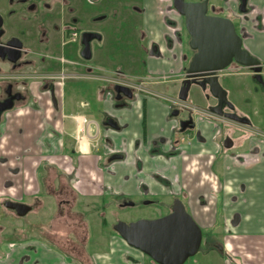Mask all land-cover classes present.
<instances>
[{"label": "crops", "instance_id": "0c3cea01", "mask_svg": "<svg viewBox=\"0 0 264 264\" xmlns=\"http://www.w3.org/2000/svg\"><path fill=\"white\" fill-rule=\"evenodd\" d=\"M107 1L101 27L111 31L100 29L103 40L93 43L95 63L87 81L101 84L96 88L77 84L82 70L75 68L76 79L68 86L59 85L55 102L35 89L33 97L42 102L41 108H19L6 115L7 123L0 125V191L6 189V182L8 191L17 197L41 196L42 157L54 154L60 172L73 159L82 180L76 187L81 197L90 201H172L176 195L184 196L190 213L209 233L218 231L214 229L221 216L227 264H264V136L249 135L231 124L221 125L224 134L232 135L235 141L233 149L224 152L218 147L213 124L204 121L198 123L200 132L191 144L175 147L177 123L170 119V107L161 98L140 94L118 106L113 89L106 84L117 72L129 79L149 81L151 74L177 71L179 60L174 57L180 55L181 47L177 44L168 49L165 37H174L175 32L166 24L168 15L179 19L169 12L166 0H123L120 9L114 7V0ZM252 4L258 11L242 35L245 48L262 64L264 81V0H252ZM106 43L113 47L106 50ZM245 72L243 76H250ZM224 78L221 84L237 112L263 131L264 118L257 112V103L239 106L230 94H243L240 86L229 88ZM192 96L199 100L203 93L193 88ZM199 102L207 107L204 100ZM253 109L256 124L246 112ZM82 118L93 123L90 135L79 145L74 136ZM35 129L37 136H33ZM174 148L179 154L168 155ZM65 221V217L54 221L53 235L59 244L68 232ZM90 242L83 247L79 241L75 243L84 255L76 261L68 260L67 255L71 257L73 252H61L38 239L6 243L0 247L6 255L0 264H143L121 237L101 239L97 246Z\"/></svg>", "mask_w": 264, "mask_h": 264}, {"label": "flooded vegetation", "instance_id": "af4514ba", "mask_svg": "<svg viewBox=\"0 0 264 264\" xmlns=\"http://www.w3.org/2000/svg\"><path fill=\"white\" fill-rule=\"evenodd\" d=\"M166 1L169 5V12H174L179 19L177 21L173 20V18L168 15L166 18V24L170 30L173 29L175 32L173 34L174 37L169 34L165 37L168 49L173 50L174 46L177 44L181 47L180 55L174 57L175 60H179V67L177 71H171L170 73L151 74L149 81H145L144 79H129L124 74L117 72L112 78L106 80V84H109L113 89L115 101L119 104L118 106H124L120 104L122 102L125 103V101H132L140 94H150L153 95V97L161 98L164 103L168 104L170 107V119L175 120L177 123L174 139L175 147H179L183 144H191L192 141H194L195 136L200 132L198 123L204 121L213 124L215 129L214 135L215 137H219L218 147L220 151L229 152L235 145L234 137L228 133L224 134L222 131L221 127L223 125L230 126L229 124L232 123L234 127L241 128L243 132L245 131V133H248L249 135H256L257 137L259 136L260 138H263L264 130H257L249 118L244 117L237 112L235 105L229 100L228 93L221 84L222 78L235 74H244L243 72L248 70L245 73L249 74L256 82L264 86V81L262 79L263 69L261 72H255L252 69L240 67L236 63H232L229 68L235 67V71H228V68L215 75L218 77L220 85L227 93V100L221 108L222 115L217 112L220 107V100L213 95L207 84L206 88L203 87L202 83L205 81V78L203 77L198 78L195 83H192L186 99L182 98V91L185 86H187L186 81L189 79L188 70L191 61L187 54V47L189 44L187 39L191 36L186 27L185 17L179 14L174 8L173 0ZM186 1L189 2L188 0ZM222 1V5L211 4L208 0L198 1L197 3H208V15L222 17L232 21L238 34L242 38L243 50L248 51L244 46L242 29L243 31L244 29L246 30V25L252 26V14L254 12L257 13L258 7L252 4V0H245V5L243 4V0ZM108 3L107 0H0V30L4 31L1 37V44L4 46L6 43L11 42L13 47H15L13 48L15 51L10 52L8 55H5L0 49V109L2 106L12 105L10 110L0 112V125L7 123V114L14 112L19 108H35L37 105L38 108H41L42 102H39L33 97L35 89H37L42 95H48L50 99L55 102L56 90L59 85L66 84L68 86L73 79H76V74L72 72V69L80 68L82 70V75L78 77V82L85 84V82L91 79L90 74L92 66L90 65V62L93 58V43H98L103 40V28H101V23L105 20L103 11L106 9ZM112 3L114 7L120 9L123 0H114ZM221 9L225 14H222L220 11ZM118 12L119 10L115 13V18H118ZM100 29H102V31ZM143 40L145 39L142 37V41ZM84 42L90 44L92 57L89 60L83 58V53L86 49ZM74 46L78 47L75 49ZM65 51L67 53H65ZM153 52H158L157 47L153 48ZM193 52L194 57L197 52L195 50H193ZM73 53L78 56L79 60L69 57L68 54L73 55ZM4 55L5 58H3ZM14 59H16L15 62H13ZM146 82L149 87H146ZM116 86L129 88L132 92V99L123 95L120 100H116V97L118 96L115 92ZM160 87L168 90L163 91ZM193 88H199L201 90L203 97L201 96L197 102H203L204 100L207 107L204 108L201 103V107L192 103L194 100V96H192ZM170 92L173 96L168 95ZM229 104L232 105L233 108H231ZM226 114H236L241 118L248 119L251 124L239 123L227 118L225 116ZM82 119L89 121V124H84L82 126L81 143L82 141L84 143V140L86 141L87 136L90 135L89 127L93 121H90L87 118ZM78 124L77 121V129ZM110 124L112 123L110 122ZM48 125L52 126V124ZM38 133L39 131L35 129L33 136H37ZM55 135L56 132L54 131L52 136L54 137ZM77 136L78 131L74 136L76 142H78ZM81 143L78 142L79 145H82ZM176 149L168 155L177 156L179 152L176 151ZM55 157L54 154L42 157L41 164L44 163V165L39 179L44 192L42 191L43 194L41 196L33 195L29 198L27 195H24L22 197H14L8 193L7 186L9 185L5 182L6 185L4 188L6 189L0 191V201H3L0 207L15 213L20 220H24L30 216L37 207H39L42 201H54L55 204H57V212L50 215L49 221L54 222L59 217H65V222L67 224H64L66 227L73 229V231L69 233L70 235L76 233L74 231L76 230L77 224L73 223V219L76 217L80 218L78 216L80 213L76 212V203L78 201L90 200L81 197L77 193L76 187L82 184V180L77 176L73 159H70L67 163L69 166L66 165V167L62 169V172H60L61 166ZM43 173H45V175ZM138 200L139 199L119 200L121 201L119 207L121 209H126L138 208L139 206L141 207V205L152 206L153 201H159V199L155 198L140 199L139 201L142 203L138 204ZM27 201H33V203H28ZM172 201L171 207H169L171 209L168 210L166 215L172 212L176 201H181L186 207L188 213L193 217L189 211L187 198L181 195H176ZM8 203L28 205L32 207V210L27 215L20 217L16 210L7 207ZM161 207L163 206L161 205ZM81 216L85 217L86 214L81 213ZM101 216L103 221H105L103 214ZM193 219L195 220L194 217ZM69 220H71V222H69ZM126 223L131 222L128 221ZM202 231L204 242V229H202ZM52 236L51 238L50 236L48 237L51 240H47L50 247L61 252H74V249H76V252L78 251L77 247L72 245L73 241L71 239L59 244L56 241V235ZM202 247L203 244L199 253L201 252ZM215 248L221 253L225 251L224 244L221 246L215 245ZM142 254L146 256L144 253ZM194 258L195 257L191 258L190 261L194 260ZM152 262L157 264L153 260Z\"/></svg>", "mask_w": 264, "mask_h": 264}, {"label": "water", "instance_id": "95a60500", "mask_svg": "<svg viewBox=\"0 0 264 264\" xmlns=\"http://www.w3.org/2000/svg\"><path fill=\"white\" fill-rule=\"evenodd\" d=\"M174 8L185 17L186 27L191 36L190 46L197 53L192 58L188 70L189 79L182 91V98L186 99L190 85L203 77L211 92L220 100L218 113L222 115V106L227 100V93L220 85L215 75L223 72L236 63L240 67L262 71L261 62L248 51L243 50V41L237 32L234 23L222 17L208 15V3L187 2L173 0ZM245 5V0H243ZM4 31L0 30V49L5 55L15 51L11 42L4 46L1 37ZM83 58L91 59L90 44L84 42ZM86 51V52H85ZM5 55L3 58H5ZM16 59L13 60L15 62ZM115 92L120 100L123 95L132 99L129 88L116 86ZM231 108L232 105L229 104ZM12 105L2 106L0 112L8 111ZM227 118L243 124H251L248 119L236 114H226ZM228 146V145H227ZM230 146V144H229ZM7 207L16 210L20 217L27 215L32 207L24 204L8 203ZM114 230L127 244L151 258L157 264H186L195 257L203 244V231L193 217L188 213L181 201H176L172 212L158 219H144L136 222H118Z\"/></svg>", "mask_w": 264, "mask_h": 264}, {"label": "rangeland", "instance_id": "374dc122", "mask_svg": "<svg viewBox=\"0 0 264 264\" xmlns=\"http://www.w3.org/2000/svg\"><path fill=\"white\" fill-rule=\"evenodd\" d=\"M189 2H198L202 0H188ZM211 4L214 5H222V0H208ZM222 14L224 11L220 10ZM221 14V13H220ZM111 26V25H110ZM103 31L110 32L111 30L103 26ZM188 47H187V54L189 55V60L191 61L194 52L190 46L191 37H188ZM108 41V39H107ZM96 45V44H95ZM98 45V44H97ZM106 50L109 49V47H113L111 44L106 43ZM78 46H74L76 49ZM97 47V46H96ZM74 50V49H73ZM75 53V52H74ZM70 55L69 57L75 60H79L78 56L76 54ZM189 61V63H190ZM94 61L90 62V65L94 64ZM235 71V67L229 68L228 71ZM246 72L248 70H245ZM224 79L227 80L229 83V88H232L234 85L240 86V90L242 93H231L230 96L232 98H237V104L239 106H242V103L244 104H251L255 105L257 103V112L262 113L264 118V86H262L260 83L256 82L253 77L251 76H243L242 74H235L232 76H226ZM88 86L96 88L98 84H101L100 82H85ZM77 84H84L77 82ZM195 89V88H194ZM247 91V93H246ZM169 96H173L172 93H168ZM192 103H195L196 105L200 106V102L197 100H193ZM248 108V106L246 107ZM250 108V107H249ZM263 110V112H261ZM247 114L251 119L255 121L254 113L255 110H250L249 112L246 111ZM257 121H255V124ZM232 125V123H230ZM30 190L29 193H31ZM12 196H16L15 192H8ZM32 196V194H29V198ZM139 201V200H138ZM28 203H33V201H27ZM123 202V201H122ZM134 202V201H133ZM136 202V201H135ZM173 201H153L152 206H139L138 208H126L121 209L119 205L121 204V201H78L76 203V212L80 213L78 216L81 220L74 221V224L76 225V230L74 234H70V227H66V230L68 232L64 233V242L68 240H72V245L75 246V243L78 242L80 247L86 246L90 241L88 237H92L93 242L91 240L92 245H96L100 243L101 239H107L110 236H120L115 232L114 226L120 222H134L138 220H144V219H155L159 218L161 216L166 215L168 212L169 207H171V203ZM188 202V201H187ZM205 202V201H204ZM3 203V201H0V206ZM142 202L139 201L138 204H141ZM163 207H161V205ZM57 204H55L54 201H42L39 207L36 208V210L28 216L24 220H20L17 218V215L9 210H5L3 207H0V247L2 244L6 243H23L27 239H38L43 242L47 243V240H51L48 237L53 235V226L54 222L49 221L50 215H53L57 212L56 208ZM81 213H85L86 216L82 217ZM104 216L105 221L102 219V215ZM101 216V217H100ZM219 216L218 222H216V227L214 231L212 230L207 231L204 230L205 235V241L203 242V247L201 252L195 256L194 260H189L190 262L188 264H227L228 261V255L226 253L219 252L215 245H223L224 242V221L221 220ZM106 222V223H105ZM28 223V226H27ZM67 224V223H66ZM214 227V226H213ZM49 235V236H48ZM58 235V234H57ZM76 235V236H75ZM53 237V236H52ZM81 240V242H80ZM55 242V241H54ZM56 243V242H55ZM49 245V244H48ZM83 245V246H81ZM73 246V247H74ZM76 248V247H75ZM78 249V248H77ZM91 249V247H90ZM129 249H132V251H135L137 253V258L142 260L143 264H154L150 258L147 256H144L141 252L133 249L132 247H129ZM79 250V249H78ZM3 254V255H2ZM82 253L79 251L76 252V249H74V252L72 253L71 257L68 256V260L76 261L77 259L82 258ZM6 255L2 253V250H0V258H4ZM84 256V255H83Z\"/></svg>", "mask_w": 264, "mask_h": 264}, {"label": "built area", "instance_id": "2783aa9c", "mask_svg": "<svg viewBox=\"0 0 264 264\" xmlns=\"http://www.w3.org/2000/svg\"><path fill=\"white\" fill-rule=\"evenodd\" d=\"M78 129H77V131H78V136H77V141L79 142V143H81V132H82V126L84 125V124H89V121H86V120H78Z\"/></svg>", "mask_w": 264, "mask_h": 264}, {"label": "bare ground", "instance_id": "6f19581e", "mask_svg": "<svg viewBox=\"0 0 264 264\" xmlns=\"http://www.w3.org/2000/svg\"><path fill=\"white\" fill-rule=\"evenodd\" d=\"M83 143V142H82Z\"/></svg>", "mask_w": 264, "mask_h": 264}]
</instances>
